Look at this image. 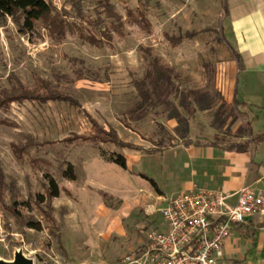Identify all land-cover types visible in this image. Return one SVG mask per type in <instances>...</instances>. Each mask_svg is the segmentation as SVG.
<instances>
[{
	"label": "rangeland",
	"instance_id": "rangeland-1",
	"mask_svg": "<svg viewBox=\"0 0 264 264\" xmlns=\"http://www.w3.org/2000/svg\"><path fill=\"white\" fill-rule=\"evenodd\" d=\"M50 1L57 8L62 4ZM94 1L82 0L85 17L95 16ZM109 1L122 25L103 17L110 39L101 44L79 36L77 27L85 32L86 22L66 3L70 25L61 37L40 20L27 31L8 16L0 21V89L43 79L76 100L21 99L0 106V261L19 252L34 264H110L140 251L147 231L159 222L157 207L183 178L181 139L222 144L249 142L253 135L246 107L232 96L239 64L218 30L219 0H190L202 14L189 23L165 18L157 0L140 7L143 16L137 0ZM185 30L196 33L175 44L162 35ZM138 44L171 68L169 80L149 82ZM89 117L112 126L123 140L143 147L161 140L164 147L146 152L62 139L90 132ZM263 123L256 116L252 127ZM111 152L124 156V167L105 159ZM66 162L71 179L62 174ZM50 177L58 191L44 198Z\"/></svg>",
	"mask_w": 264,
	"mask_h": 264
},
{
	"label": "crops",
	"instance_id": "crops-1",
	"mask_svg": "<svg viewBox=\"0 0 264 264\" xmlns=\"http://www.w3.org/2000/svg\"><path fill=\"white\" fill-rule=\"evenodd\" d=\"M157 1L169 20L181 18L187 23L200 20L201 10L191 6L190 0H168L169 5L166 0ZM219 4L218 30L222 41L228 49L229 44L239 54L232 96L246 107L251 134L263 132V136L256 141L249 140L244 150L225 148V143L183 145L180 142L185 149L181 160L183 178L175 184L177 191L169 189L168 193L176 194L192 186L231 191L248 185L264 194V123L257 130L252 127L254 117L264 119V0H219ZM198 27L213 29L206 25ZM261 221H264V208L231 228L219 250L225 262L264 264V225ZM159 223L160 218L156 227Z\"/></svg>",
	"mask_w": 264,
	"mask_h": 264
},
{
	"label": "trees",
	"instance_id": "trees-1",
	"mask_svg": "<svg viewBox=\"0 0 264 264\" xmlns=\"http://www.w3.org/2000/svg\"><path fill=\"white\" fill-rule=\"evenodd\" d=\"M136 2L137 13L140 16H143L144 13L142 9L147 7L148 0H137ZM64 3H66L69 8L73 10L74 16L78 20L83 19V21L86 22V31L83 32L81 28L77 27L79 29L78 34L90 44H101L103 41L110 39L109 31L107 28L102 26L103 17L113 19L117 26L122 25L120 15L115 11L109 0H95L92 7L95 16L91 18L84 16L82 0H62V4L58 8L54 6L50 0H0V21L5 20L8 16L15 22L19 30L27 31L33 27L36 20H40L50 34L55 37H61L65 33L66 26L70 25V23H68L65 19L67 10L65 9ZM140 7L143 8L140 9ZM194 33V30H185L182 34H174L164 31L162 35L170 44H175L183 37H192ZM228 47L238 62L239 54L233 50L229 44ZM137 49L142 52V56L148 64L145 76L149 79V82L155 84L158 78H162L163 80L170 79L172 75L171 68L160 63L157 56L151 52V48L149 46L138 44ZM141 84L142 82L140 80L134 81V85L139 89V92L146 95V90L142 88ZM21 99H37L38 101L57 99L66 101L70 104H76V100L74 98L55 89L43 79H38L35 86H26L25 84L16 82V84L8 90L0 89V106L6 105L9 101ZM88 120L90 123V132L87 134H73L71 137L65 136L62 139L67 141L72 138H78L80 140H88L91 142L111 143L118 147L143 149L146 152H151L156 148L164 147L161 140L154 143V146L151 147H143L139 144L123 140L119 137L116 130L112 126L104 127L92 117H89ZM121 123L124 126H127L124 121H121ZM262 136L263 132L256 133L251 136L250 140L256 141L261 139ZM181 143L183 145H187L189 143L215 144L213 141L203 142L198 139L192 140L190 138H182ZM247 146L248 140L223 144V147L225 148H233L236 150H244ZM105 159L113 161L121 167L125 166V158L119 152L108 153L105 156ZM62 174L68 179L73 178L74 173L69 162H66L65 167L62 170ZM44 189V198H50L57 194L58 188L53 178H48ZM28 223L31 227H37L34 222L30 221ZM260 224L264 225V221H261Z\"/></svg>",
	"mask_w": 264,
	"mask_h": 264
},
{
	"label": "built area",
	"instance_id": "built-area-1",
	"mask_svg": "<svg viewBox=\"0 0 264 264\" xmlns=\"http://www.w3.org/2000/svg\"><path fill=\"white\" fill-rule=\"evenodd\" d=\"M264 208V194L248 185L234 190L192 186L169 197L157 211L158 227L142 250L110 264H229L219 255L231 228Z\"/></svg>",
	"mask_w": 264,
	"mask_h": 264
},
{
	"label": "water",
	"instance_id": "water-1",
	"mask_svg": "<svg viewBox=\"0 0 264 264\" xmlns=\"http://www.w3.org/2000/svg\"><path fill=\"white\" fill-rule=\"evenodd\" d=\"M31 259L22 256L20 253H15L14 257L9 261H0V264H31Z\"/></svg>",
	"mask_w": 264,
	"mask_h": 264
},
{
	"label": "bare ground",
	"instance_id": "bare-ground-1",
	"mask_svg": "<svg viewBox=\"0 0 264 264\" xmlns=\"http://www.w3.org/2000/svg\"><path fill=\"white\" fill-rule=\"evenodd\" d=\"M18 253H19V252H18ZM22 256H23V255H22ZM30 261H31V264H34L32 260H30Z\"/></svg>",
	"mask_w": 264,
	"mask_h": 264
}]
</instances>
